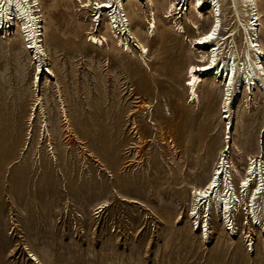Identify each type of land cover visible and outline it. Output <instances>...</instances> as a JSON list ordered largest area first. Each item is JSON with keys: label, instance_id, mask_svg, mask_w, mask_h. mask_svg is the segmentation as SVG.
Masks as SVG:
<instances>
[{"label": "rangeland", "instance_id": "rangeland-1", "mask_svg": "<svg viewBox=\"0 0 264 264\" xmlns=\"http://www.w3.org/2000/svg\"><path fill=\"white\" fill-rule=\"evenodd\" d=\"M85 1L40 0L52 76L38 75L19 22L0 35V264H264V212L256 222L247 197L229 225L217 209L208 233L202 211L193 218L192 191L215 172L225 139L223 86L203 78L196 99L187 87L188 65L200 60L190 42L209 30L210 11L200 18L190 3L180 19L173 0L126 2L144 63L107 15L93 23ZM255 2L264 49V0ZM228 3L220 33L233 34L227 52L241 60L246 36ZM179 26L190 28L185 37ZM241 93L236 189L264 152L263 93Z\"/></svg>", "mask_w": 264, "mask_h": 264}, {"label": "bare ground", "instance_id": "bare-ground-1", "mask_svg": "<svg viewBox=\"0 0 264 264\" xmlns=\"http://www.w3.org/2000/svg\"><path fill=\"white\" fill-rule=\"evenodd\" d=\"M95 1L87 0L86 5H84L86 1L83 3L85 7H93L95 12L94 17L96 18L93 23L97 24L100 28L102 25L101 21H104L107 15L110 28L117 30V32L119 31L120 35L123 34V37H125L124 46L127 51L133 53L134 48L138 49L144 59V63H146L145 55H148L149 50L144 45L136 43L130 28V22L127 19L124 4L131 0ZM135 1L144 2L146 0ZM173 1L174 4H171V8L175 9V13L180 11L175 14L178 16L182 15L180 19L185 15V11L189 12L190 3L193 4V12L195 14L197 12L200 18H204L202 16L203 11H210L212 23L209 30L207 29L208 31L204 35L194 38L190 42L189 49L197 50L200 54V58L198 56L200 60H198L199 65H188L189 81L187 87L190 90L192 99H196L198 98L197 89L202 79L212 77V80H218L223 86V101L225 102L222 117L226 124L224 148L219 155L217 168L205 187L196 188L192 191V197L195 199L194 210L197 212L193 218L196 217V219H199V222L200 218L207 219L208 223L203 229L208 233L211 229L210 221L212 220L215 209H217L224 215L223 223H228L229 225L232 221V216H235L240 209L239 206L242 203L240 198L247 197V209L250 213L253 211V219L258 222L260 220L257 216L258 209H261L259 210L260 213L264 212V152H259L258 155L249 159V168L247 169L246 176L239 183L238 189L234 185L230 162L232 132L235 128V114L233 112L234 107L232 106L239 103L243 93L241 91L247 89V87L250 90L256 87L263 93L264 100V49L258 43L261 24L256 2L255 0H229V3L226 5L227 7L230 5L235 10L236 17L239 16L240 22L243 23V34L245 33L244 36H246L245 52L242 59L238 60L236 51L231 50L230 53L227 52V43L229 42L228 40L233 39V34H230L226 38V36H221L220 33L223 13L221 3H224L226 0ZM173 12L171 11L170 13L172 14ZM241 12H245L243 16V18H246L245 21L242 20ZM152 16L153 19L150 22L151 28H156V18L154 14ZM170 17H173V15H170ZM42 18L40 0H0V35L11 31L12 28L16 29L17 25L14 23L19 22V32L23 37L25 36L27 38V40L25 39L28 43V45L26 44V48L32 51L33 60L40 64L36 69L38 75L49 77L53 75L51 68H43V63L48 61L49 53L46 48L47 35ZM197 18L194 17V20L197 21ZM193 24L194 26L198 25L197 22H193ZM177 31H179L181 37H185L190 31V28L188 26H179ZM100 37L92 35L89 39L96 45H102L104 40ZM121 43H123V40ZM239 90L241 91L239 92ZM254 182L255 186L253 190L249 191L251 184ZM262 198L263 203L256 206ZM104 207V205L100 206V211ZM200 212L203 213V216L199 218ZM253 224L254 222L252 221ZM199 228L203 231L202 227Z\"/></svg>", "mask_w": 264, "mask_h": 264}, {"label": "built area", "instance_id": "built-area-1", "mask_svg": "<svg viewBox=\"0 0 264 264\" xmlns=\"http://www.w3.org/2000/svg\"><path fill=\"white\" fill-rule=\"evenodd\" d=\"M259 227V226H258Z\"/></svg>", "mask_w": 264, "mask_h": 264}]
</instances>
